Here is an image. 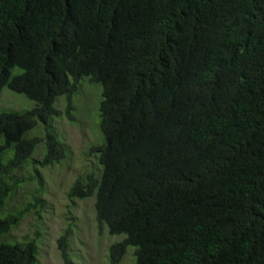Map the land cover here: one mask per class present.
Masks as SVG:
<instances>
[{"label":"trees","instance_id":"trees-1","mask_svg":"<svg viewBox=\"0 0 264 264\" xmlns=\"http://www.w3.org/2000/svg\"><path fill=\"white\" fill-rule=\"evenodd\" d=\"M85 76L101 170L69 196L124 235L109 264L130 245L134 264H264V0H0V93L35 101L0 112V264H38L37 238L9 237L27 210L5 204L40 143L41 166L65 157L50 119L66 95L73 120Z\"/></svg>","mask_w":264,"mask_h":264},{"label":"rangeland","instance_id":"rangeland-1","mask_svg":"<svg viewBox=\"0 0 264 264\" xmlns=\"http://www.w3.org/2000/svg\"><path fill=\"white\" fill-rule=\"evenodd\" d=\"M102 89V84L90 81L89 76L80 80L79 89L72 98L73 120L66 114V95L58 96L54 105L61 114L50 119L49 127L64 142L65 157L55 165L41 166L39 160L44 148L40 143L33 157L16 173L19 184L5 208L13 206L27 211L9 237L37 238L38 264H66L58 239L67 231L68 253L73 264H109L110 245L124 238L123 234H110L106 227L100 229L94 198L69 196V189L78 176L101 170L99 152L92 148L103 142L100 128ZM34 106L35 101L24 93L8 87L0 93V112H25ZM44 130L43 125H38L29 135L42 136ZM36 194L40 201L35 202ZM135 249L133 245L128 246L118 264H134Z\"/></svg>","mask_w":264,"mask_h":264},{"label":"bare ground","instance_id":"bare-ground-1","mask_svg":"<svg viewBox=\"0 0 264 264\" xmlns=\"http://www.w3.org/2000/svg\"><path fill=\"white\" fill-rule=\"evenodd\" d=\"M44 155V154H43ZM84 199V198H83Z\"/></svg>","mask_w":264,"mask_h":264}]
</instances>
